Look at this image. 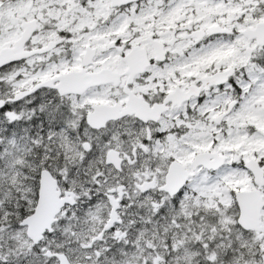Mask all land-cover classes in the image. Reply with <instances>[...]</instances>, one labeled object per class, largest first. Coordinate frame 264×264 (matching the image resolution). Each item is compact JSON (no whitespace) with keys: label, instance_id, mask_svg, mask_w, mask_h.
Masks as SVG:
<instances>
[{"label":"snow or ice","instance_id":"snow-or-ice-1","mask_svg":"<svg viewBox=\"0 0 264 264\" xmlns=\"http://www.w3.org/2000/svg\"><path fill=\"white\" fill-rule=\"evenodd\" d=\"M0 264H264V0H0Z\"/></svg>","mask_w":264,"mask_h":264}]
</instances>
